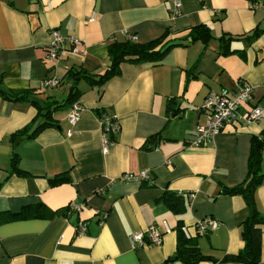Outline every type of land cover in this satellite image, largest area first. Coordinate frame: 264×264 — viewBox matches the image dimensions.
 <instances>
[{"label":"crops","instance_id":"obj_1","mask_svg":"<svg viewBox=\"0 0 264 264\" xmlns=\"http://www.w3.org/2000/svg\"><path fill=\"white\" fill-rule=\"evenodd\" d=\"M174 1L0 0V87L12 96L31 93L30 99L62 104L76 83L66 78L68 72L102 74L111 65L109 46L124 41L125 32L136 35L138 44L164 36L179 43L161 62L123 63L121 74L103 86L79 81L85 111L77 124L68 120L70 108L55 111L56 127L16 147L11 136L26 128L32 133L43 119L30 102L0 96V212L38 203L54 212L80 207L50 219L0 225V264H183L178 242L187 235L210 258L199 264H238L223 260L243 250L242 224L249 211L243 197L228 189L247 180L264 117L228 124L204 146L190 142L206 125L201 108L211 92L235 91L245 81L253 98L244 111L264 110V32L253 42L246 39L264 29V5L181 0V15L175 17ZM199 27L209 31L207 43L192 41L191 32ZM54 30L81 40V53L49 64ZM223 38L231 40L230 54H222ZM49 76L59 78L57 88L44 87ZM102 114L115 115L120 123L107 151ZM14 152L23 174L12 172ZM143 171L152 182L121 180ZM57 176L66 180L53 185ZM255 198L264 215V180ZM208 217L218 220L219 228L199 233L196 225ZM150 228L163 234L162 244L133 247L130 236ZM262 229L259 264H264Z\"/></svg>","mask_w":264,"mask_h":264},{"label":"trees","instance_id":"obj_2","mask_svg":"<svg viewBox=\"0 0 264 264\" xmlns=\"http://www.w3.org/2000/svg\"><path fill=\"white\" fill-rule=\"evenodd\" d=\"M254 6L264 5V0H250ZM264 29L257 28L252 35L246 39L250 42L256 40ZM209 31L205 27H199L191 32L192 41L201 40L207 43L210 39ZM234 40L233 37H230ZM227 39L222 40V54L231 53L228 49ZM179 43L166 40V36L151 41L147 44H138L134 41L124 40L122 42H114L109 46V55L111 65L100 75H93L84 70H70L66 76L69 80H74L76 83L70 88L68 97L62 104L57 102H40L36 99H30L31 93H25L22 96H12L7 90L0 87V96L7 99L14 98L16 101H25L33 104L39 111V117L43 121L38 124L32 133L29 134V128L14 133L11 136V143L14 147L20 144L25 139H31L37 136L42 131L56 127L57 121L54 119V112L61 109H69L73 104L79 102L82 95L77 83L81 80L86 81L91 86H103L112 78L121 74V65L125 62L137 64L143 63H158L161 62ZM61 83V81H60ZM113 135L110 139L113 140ZM264 150V135L256 138L252 147L249 158V176L247 180L232 189H228L231 195H240L245 200L249 211L248 218L242 224V239L244 241L243 250L237 255L227 256L223 261L238 264H259L261 261L262 235L264 226V215L259 211L256 203V191L264 180V175L261 172L262 152ZM12 172L23 174L19 168V155L14 152L12 156ZM66 180V176H57L51 180L53 185H57ZM165 200L173 206V202L167 196ZM174 208V207H173ZM72 212L71 207L60 209L56 212L52 211L43 203L24 207L19 212L5 211L0 212V225L15 221H25L32 219H50L55 214H66ZM179 256L183 264H199L201 261L210 260L209 257L203 256L196 239L190 237H181L178 242Z\"/></svg>","mask_w":264,"mask_h":264},{"label":"built area","instance_id":"obj_3","mask_svg":"<svg viewBox=\"0 0 264 264\" xmlns=\"http://www.w3.org/2000/svg\"><path fill=\"white\" fill-rule=\"evenodd\" d=\"M257 7V6H256ZM182 10L181 0H175L172 8L173 16H180ZM126 40L136 41V35L123 33ZM53 41L47 49L46 60L49 64L55 65L61 57L67 53L78 55L81 53L80 47L82 41L73 35H63L59 31H52ZM70 43L71 47L66 49L65 46ZM43 85L46 89L57 88L60 85V80L56 76H49ZM253 98V88L241 81L238 83V88L235 91L223 89L220 92H211L205 99L202 111L207 114V122L205 126H199L191 136L190 144L195 147H201L208 143H212L214 137L221 133L223 128L232 123L250 124L259 121L264 117V110L258 106L245 112L243 106L251 103ZM85 109L80 102L72 105L69 111L68 120L72 125L77 124ZM100 122L104 133L105 151L107 146L113 142L110 139L111 135L115 136L120 132V123L115 115H100ZM125 182H152L150 173L143 171L139 174L126 173L121 177ZM71 209L79 210L78 205H74ZM106 218V217H105ZM220 222L214 218L208 217L201 220L196 225V230L199 233H210L217 230ZM79 231L85 232L86 227L83 223L79 225ZM169 232V229H167ZM185 234L186 230L184 231ZM187 237H189L187 235ZM130 242L133 247L161 245L163 242V234L155 228L147 229L142 232H135L130 236Z\"/></svg>","mask_w":264,"mask_h":264}]
</instances>
